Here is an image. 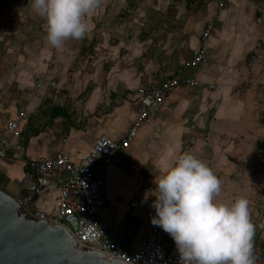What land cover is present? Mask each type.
Listing matches in <instances>:
<instances>
[{
  "label": "crops",
  "instance_id": "crops-1",
  "mask_svg": "<svg viewBox=\"0 0 264 264\" xmlns=\"http://www.w3.org/2000/svg\"><path fill=\"white\" fill-rule=\"evenodd\" d=\"M221 1L102 0L87 17L85 37L69 38L56 49L46 43L45 20L29 0H0V141L20 108L29 113L19 124L20 137L0 157V186L13 196L21 191L26 199L36 194L29 202L35 212L38 201L53 195L61 182L38 175L27 162L65 152L84 164L96 138L127 136L138 91L152 85L160 68L169 76L180 73L214 87H176L130 147L114 156L103 185L110 210L101 214L102 226L110 239L134 251L142 237L141 218L154 199L144 201L145 192L154 190V176L191 152L223 181L219 201L239 196L250 201L256 253L264 264V59L248 66L264 35V0H225L220 7ZM129 9L131 16L121 19ZM147 21L157 29L147 34L130 29ZM211 22L207 61L187 66ZM99 27L116 28L109 34L116 42L101 46L111 49L100 61V47L95 48L96 61L89 66L83 59ZM40 74L47 83L40 97L30 98ZM249 79L252 86L241 92ZM51 81L64 89H51ZM133 202L138 205L131 207Z\"/></svg>",
  "mask_w": 264,
  "mask_h": 264
},
{
  "label": "built area",
  "instance_id": "built-area-1",
  "mask_svg": "<svg viewBox=\"0 0 264 264\" xmlns=\"http://www.w3.org/2000/svg\"><path fill=\"white\" fill-rule=\"evenodd\" d=\"M224 1L220 2V7L225 5ZM261 20L264 22V13ZM213 26L211 22L206 30L199 34L201 45L193 52L187 66L198 67L207 61L209 52L207 40L211 36ZM262 59H264V35L259 42L257 52L249 59L248 66L253 68L256 62ZM46 83L45 75L36 76L34 86L29 93L30 98L40 97ZM179 85L208 89L214 87L196 79H184L180 73L169 76L165 70H159L149 88L139 89L137 113L124 139L115 141L108 136L96 138L84 164L74 162L65 152H60L52 159L38 158L27 162L29 169L34 170L38 175H52L61 182L53 195L49 196L48 193L46 198L38 201L39 205L33 214L40 219L66 225L84 248L105 252L126 260L128 264H179V254L173 238L160 226L151 222V216L155 214L151 205L147 207L145 215L141 218L142 237L132 252L110 239L100 219L101 214L110 210L103 185L107 169L114 156L130 147L139 129L152 121L164 106L169 94ZM251 86L252 80L249 79L243 84L241 92H247ZM49 87L57 92L64 89L56 81L49 82ZM28 118L29 113L26 108H20L17 118L7 123L8 134L0 141V157H6L12 142L20 137L19 124ZM137 205L138 202L131 203V207ZM69 217L77 219L74 230L66 222Z\"/></svg>",
  "mask_w": 264,
  "mask_h": 264
},
{
  "label": "clouds",
  "instance_id": "clouds-1",
  "mask_svg": "<svg viewBox=\"0 0 264 264\" xmlns=\"http://www.w3.org/2000/svg\"><path fill=\"white\" fill-rule=\"evenodd\" d=\"M43 17L45 41L60 49L65 41L82 39L90 30L87 17L102 0H29ZM144 201L154 197L151 222L175 242L179 264H261L256 253V226L250 201L236 197L231 203L217 199L222 181L213 168L191 152L178 155L161 174Z\"/></svg>",
  "mask_w": 264,
  "mask_h": 264
},
{
  "label": "water",
  "instance_id": "water-1",
  "mask_svg": "<svg viewBox=\"0 0 264 264\" xmlns=\"http://www.w3.org/2000/svg\"><path fill=\"white\" fill-rule=\"evenodd\" d=\"M22 195L13 196L0 186V264H128L84 248L66 225L36 217L29 203L36 194L29 199ZM66 222L76 228L75 217Z\"/></svg>",
  "mask_w": 264,
  "mask_h": 264
},
{
  "label": "rangeland",
  "instance_id": "rangeland-1",
  "mask_svg": "<svg viewBox=\"0 0 264 264\" xmlns=\"http://www.w3.org/2000/svg\"><path fill=\"white\" fill-rule=\"evenodd\" d=\"M129 11L130 12H125L124 14H121L120 15V18L121 19H125L126 17H130L131 16V13L133 12V9H129ZM173 11H174V9H173ZM135 12H136V10L134 11V13ZM172 13H173L172 11H168V15H171ZM143 26L144 27H140V26L137 25V26H135L133 28H130V29L134 30L136 34L142 32V31L147 34L149 32H152L154 29H157L156 23H151V22H148V21ZM118 29H120V28H118ZM96 30H97L96 36H99V37L97 39H94L93 40L94 42L91 45H89L88 48H86L87 49V52H88L87 59H83V61L85 62V64H87L89 66H93V64H95V61H96L95 48L100 47L97 50V52H98L97 54L99 55V58H97V60L100 61L101 54H106L108 52V50L111 49L110 47H104V48H102L101 46L102 45H105L106 43L109 44V43L116 42L114 38L111 39L109 37L110 32L115 31L116 28H112V27H105V28L104 27H99V28H96ZM99 31L106 32L107 36L100 37ZM101 48L104 49L102 53L100 52ZM159 70H164V69L160 68ZM155 74H157V73H155ZM71 228L74 230L73 227H71Z\"/></svg>",
  "mask_w": 264,
  "mask_h": 264
}]
</instances>
